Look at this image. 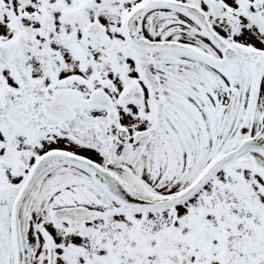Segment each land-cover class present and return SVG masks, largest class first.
<instances>
[{"label": "snow or ice", "instance_id": "6c2138e0", "mask_svg": "<svg viewBox=\"0 0 264 264\" xmlns=\"http://www.w3.org/2000/svg\"><path fill=\"white\" fill-rule=\"evenodd\" d=\"M0 264H264V0H0Z\"/></svg>", "mask_w": 264, "mask_h": 264}]
</instances>
